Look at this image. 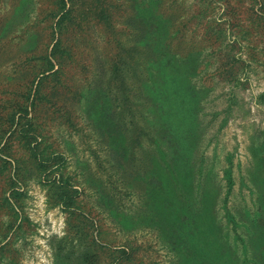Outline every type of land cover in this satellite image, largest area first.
Wrapping results in <instances>:
<instances>
[{"label": "rangeland", "instance_id": "1", "mask_svg": "<svg viewBox=\"0 0 264 264\" xmlns=\"http://www.w3.org/2000/svg\"><path fill=\"white\" fill-rule=\"evenodd\" d=\"M76 2L80 13L56 27L61 0H0V264H198L163 220L181 216L196 229L206 209L204 241L256 264L248 252L264 251L251 232L264 221V0ZM131 6L138 18L154 6L175 27L149 18L159 29L144 31ZM133 35H146L138 47L155 61L125 86ZM125 99L146 104L125 114V131L145 127L137 113L147 119L152 180L116 171L95 132V108L105 124ZM34 107L41 135L26 136L19 118ZM137 156L126 169L145 166ZM165 197L172 209L162 215L155 203Z\"/></svg>", "mask_w": 264, "mask_h": 264}, {"label": "trees", "instance_id": "2", "mask_svg": "<svg viewBox=\"0 0 264 264\" xmlns=\"http://www.w3.org/2000/svg\"><path fill=\"white\" fill-rule=\"evenodd\" d=\"M77 0H61L63 4V12L61 13V17L58 20V22L55 24L56 27L62 26L64 23L63 21L65 19H70L72 18L73 15H78L81 11L77 9L78 2ZM70 3V4H69ZM87 7V5H84ZM134 6L130 7V14L132 17V20H134V24L136 21H138L139 25L143 26L144 31H148L150 33L156 32L157 28L159 29L158 24L154 26L150 25L148 22H145V20L151 18L153 20L158 19L159 23L165 22V24L171 23V27H175L174 21L170 22V20L166 17L163 16V14L156 8L152 7L153 9L146 10L141 14V17L138 18V15L136 14L135 9L133 8ZM90 11V8L83 9L81 13L88 14L87 12ZM138 18V20H136ZM170 25V24H169ZM149 33V35H150ZM146 35L144 37H139V36H131V45L132 50L129 52L130 59H129V66L127 69V72L124 74H130L129 77L126 76V78L121 81V84L125 83L124 85L127 86L130 83V78L136 79L135 76L138 74L139 69H145V73L147 75V67L150 62L155 61L153 58L152 51L149 50L148 46L145 47H138V42L140 39L146 40ZM61 45L60 40L56 43L54 47L55 49ZM140 48V49H139ZM62 53L66 51L63 47H61ZM141 53L143 58V63L140 64V60L136 59L134 57V54L136 52ZM51 61H55L58 65L61 67L60 63V58L54 57L52 58ZM50 66L54 68L55 64L50 62ZM143 67V68H142ZM51 68V69H53ZM50 69V70H51ZM114 71L112 72V75L114 76V79L112 82L116 81L115 84L117 83L118 77H119V69L115 68L114 66ZM57 74L60 75L61 70L56 72ZM146 77V76H145ZM129 79V81H128ZM127 81V82H125ZM136 84L141 87V91H143L142 86L144 84V80L139 83L136 82ZM117 85V84H116ZM132 85V84H131ZM103 88L93 87V92H94V101L102 100V97L100 96L103 93ZM126 90V89H125ZM83 93V91H82ZM100 94V95H99ZM59 95V94H57ZM39 98V96H38ZM41 98V97H40ZM142 94L140 92V99H142ZM44 99V98H41ZM38 102V100L36 101ZM135 102H129V100L125 99L123 101V104H120L118 106H114L115 110L113 111V115L110 116V119L106 120V123L104 124L102 122L103 116H98L99 115V110L95 108L96 112V117H97V123H98V129L95 131L96 133H101V135L104 137V146L107 148V155L110 158V160L113 161V167H115L116 171H119L120 169L124 171H127L128 176H134L136 173L139 176H149L152 180L153 175H154V169H152V164H153V148L152 144H154V141L151 137V131L149 127H147V119L141 115L140 116L137 113V116L139 118V123L145 125V127H140L138 123L133 126L132 131L129 129L125 131V114H129L130 110L133 109H139L141 107L143 110H145V103L144 104H134ZM36 108L39 106L37 103L34 104ZM34 107L33 114H31V118L29 117V113L27 112L26 115H21L19 119L24 120V124H22V132L25 133L27 136L28 133L38 131L39 134L41 135V123H39V119L41 118V109L38 108L36 110ZM117 109H121V112H118ZM145 123V124H144ZM137 134V136H135ZM140 137V138H139ZM34 143H37V138H32ZM143 142L141 143V141ZM144 141L148 145H143ZM138 147V148H137ZM137 148V149H136ZM140 154L141 159H144L145 166H141V170L126 169L129 165H131L134 161L137 159V154ZM146 159L147 163H146ZM117 164V165H116ZM132 178V177H131ZM171 178H178L177 176L171 175ZM126 183V182H125ZM124 183V185H125ZM161 196L160 193L156 194L155 198ZM155 205H157L158 209L162 212H169L172 208L170 206V201L165 197L162 198L161 201L159 199L156 200ZM201 217L197 218V226L196 229H193L194 227L189 225L188 223L185 224L184 218L182 219L181 216L177 217V220L173 218H168L164 219V227L168 228L169 231H171L173 234H182V242L184 243L183 247L181 248V251L184 253V259L186 261L192 260L198 262V264H237L238 261V254H236L234 251L229 250L228 248H225L224 246H221L217 243L214 242V244L206 243L204 240L205 238L211 234L209 233L213 227L211 225V216L210 212H208V209L202 211L200 213ZM186 219V218H185ZM182 220V221H181ZM256 226L254 229L251 230L252 232V238L254 243L256 241H260L261 245L264 243V221L262 219H259V221L255 224ZM206 226L205 230L201 231V227ZM191 231V232H190ZM196 231V233H195ZM170 233V232H169ZM192 235H196V238H193ZM207 234V235H206ZM179 237L178 239H180ZM250 254V258L253 262L256 264H264V251H261L259 249H253L252 251L249 250L248 252Z\"/></svg>", "mask_w": 264, "mask_h": 264}]
</instances>
